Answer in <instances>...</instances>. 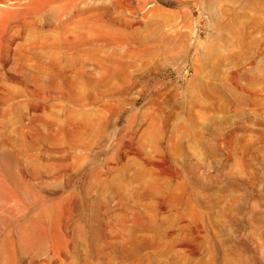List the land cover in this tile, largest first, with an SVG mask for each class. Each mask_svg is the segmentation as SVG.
<instances>
[{"label":"rangeland","instance_id":"rangeland-1","mask_svg":"<svg viewBox=\"0 0 264 264\" xmlns=\"http://www.w3.org/2000/svg\"><path fill=\"white\" fill-rule=\"evenodd\" d=\"M263 21L0 0V264H264Z\"/></svg>","mask_w":264,"mask_h":264},{"label":"bare ground","instance_id":"bare-ground-1","mask_svg":"<svg viewBox=\"0 0 264 264\" xmlns=\"http://www.w3.org/2000/svg\"><path fill=\"white\" fill-rule=\"evenodd\" d=\"M244 2H245V4L246 5H249V6H251V7H255V8H258V9H261L263 12H264V6L263 7H260L259 5H257V4H255V3H250V1L248 0V1H246V0H244ZM264 22V21H263ZM218 25H221V23H218ZM245 34L241 31V35H240V38H239V43H242V44H247L246 43V41H245V39H244V36ZM220 39V38H219ZM255 44H257V43H255ZM251 45H253L252 43H250V42H248V47H250ZM216 49L217 48H215L214 47V45L213 44H209V46H208V48H207V58H213L214 56L213 55H215L214 53H215V51H216ZM218 51V50H217ZM206 53V52H205ZM207 61H208V59H207ZM213 64L214 65H216V66H214V67H217L218 65H219V61L217 60V61H214L213 62ZM258 64H256V66H254L255 67V70H253L252 72H250V74L248 75L249 76V78H250V81L253 83L257 78L258 79H260L261 77L262 78H264V55H262V67H260L259 69H258V66H257ZM241 76V75H240ZM261 80V79H260Z\"/></svg>","mask_w":264,"mask_h":264}]
</instances>
